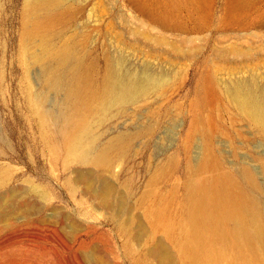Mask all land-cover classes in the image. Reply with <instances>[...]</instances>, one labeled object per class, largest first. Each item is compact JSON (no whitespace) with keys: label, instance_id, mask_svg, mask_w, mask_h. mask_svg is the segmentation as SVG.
Masks as SVG:
<instances>
[{"label":"rangeland","instance_id":"374dc122","mask_svg":"<svg viewBox=\"0 0 264 264\" xmlns=\"http://www.w3.org/2000/svg\"><path fill=\"white\" fill-rule=\"evenodd\" d=\"M172 1L174 7L169 9L163 0H145L147 8L141 10L134 0H60L59 13L43 34L54 48L71 39L83 41L86 58L95 64L99 78L110 64L127 72L169 74L164 90L116 107L104 119L94 118L102 142L119 132L130 134L127 148L115 156L112 167L77 166L71 174L78 169L105 174L115 185L114 196L119 192L127 196L136 212L163 201L177 222L194 164L207 153L214 162L202 175L248 168L264 186V133L224 91L225 83L237 78L264 83V0ZM23 7L24 0H0V132L18 149L19 134L34 143L30 137L36 120L26 100L29 79L32 91L42 89V66L32 57L37 43H27L23 36ZM159 11L180 21L181 29L150 24L149 14ZM142 33L154 38L147 40ZM162 34L187 51L197 48L196 53L169 50L168 44L156 41ZM236 48L250 49L253 55H241ZM208 73L216 79V91L204 99L199 84ZM24 153L21 159L9 152L7 157L0 154V164L16 173L13 188L26 191L29 180L44 187L51 172L53 190H48L47 200L28 194L27 212L9 219L12 226L4 234L13 240L11 261L24 252L19 257L27 264H151L141 245L113 219L112 209L100 204L84 183L70 192L65 184L68 173L60 162L52 167L50 156L36 150L33 155ZM37 165L42 167L39 174Z\"/></svg>","mask_w":264,"mask_h":264},{"label":"bare ground","instance_id":"6f19581e","mask_svg":"<svg viewBox=\"0 0 264 264\" xmlns=\"http://www.w3.org/2000/svg\"><path fill=\"white\" fill-rule=\"evenodd\" d=\"M243 1L240 0L241 3ZM163 2L169 9L174 7L172 0ZM59 3L60 0H24L23 36L25 42L37 43L38 48L32 57L42 66L39 74L42 89L32 91L29 79L26 96L36 120L30 137L34 143H28L27 137L19 134L18 149L6 134L0 132V154L6 156L9 152L21 159L24 152L31 154L36 150L43 157H51L52 167L60 162L68 173L65 184L70 192L74 194L77 185L84 183L100 204L112 209L113 219L135 243L141 245L151 264H264V202L257 194L259 192L264 197V186L248 168L227 174L202 175L204 169L214 162L210 153L202 156L194 164L195 172L186 183L184 211L177 222L170 218L169 207L163 201L136 212L134 202L127 196L120 192L114 196L115 185L105 174L81 169L76 175L71 174L77 166L91 165L109 170L115 156L127 148L130 134L123 132L102 142L99 132L93 127L95 117L104 119L116 107L124 108L127 103L164 90L170 77L167 72L158 74L153 70L122 71L110 64L99 78L95 64L86 58L83 41L71 39L52 47L43 29L59 13L56 11ZM134 3L138 9L147 8L145 0H134ZM237 5L233 6L236 8ZM233 14L238 15L237 12ZM149 19L150 24L164 29L182 27L180 21L173 20L164 11L149 14ZM239 22L244 23L242 20ZM142 35L147 40L154 38L149 34ZM187 38L191 40L193 36ZM156 41L168 44L169 50L177 54L194 55L197 51V48L187 51L179 43L167 40L163 34L158 35ZM235 51L247 57L253 55L250 49L236 48ZM215 91L216 79L208 73L199 84L200 96L210 99ZM224 91L246 119L264 133V83L253 77L237 78L226 82ZM12 168L0 164L2 234L12 226L10 218L15 213L27 212V199L31 197L28 194L47 200L48 190H53L49 180L51 172L43 180L44 187L27 180L28 190H16L12 186L16 177ZM35 169L38 174L42 172L40 165ZM6 235L0 238V264H27V260L20 259L24 253L20 250L17 260L9 259L13 240L10 241Z\"/></svg>","mask_w":264,"mask_h":264}]
</instances>
